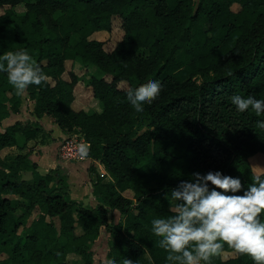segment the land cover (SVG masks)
I'll use <instances>...</instances> for the list:
<instances>
[{
    "label": "trees",
    "instance_id": "16d2710c",
    "mask_svg": "<svg viewBox=\"0 0 264 264\" xmlns=\"http://www.w3.org/2000/svg\"><path fill=\"white\" fill-rule=\"evenodd\" d=\"M20 3L24 10L17 12ZM0 8V55L27 48L47 75L46 83L26 90L33 114L50 116L64 131L80 130L87 155L107 172L90 165L99 202L85 205L70 196L59 168L40 173L25 150L27 140L50 139L39 122L16 119L0 130V264H75L67 260L70 252L93 264L89 243L101 227L112 238L104 261L169 264L151 221L171 214V188L194 172L222 171L246 189L251 158L264 157L258 126L264 114L240 112L231 100L264 99V0H0ZM113 16L123 33L106 50L90 35L109 30ZM76 58L111 76L90 80L100 111L72 106L78 80L66 60ZM149 81H159L162 91L137 112L127 91ZM21 101L0 72V120L19 111ZM26 168L31 179L20 176ZM113 210L117 220L108 217ZM223 251L234 250L225 244ZM211 264L255 262L234 251Z\"/></svg>",
    "mask_w": 264,
    "mask_h": 264
},
{
    "label": "clouds",
    "instance_id": "9594fccd",
    "mask_svg": "<svg viewBox=\"0 0 264 264\" xmlns=\"http://www.w3.org/2000/svg\"><path fill=\"white\" fill-rule=\"evenodd\" d=\"M0 72L7 74L17 95L47 82V75L27 48L0 55ZM161 91L159 81H149L129 89L127 100L135 111L143 112V105L151 104ZM231 100L240 112L251 108L257 116L264 114V99L233 95ZM258 126L264 128V121H258ZM79 150L87 155L89 149L81 144ZM241 190L243 194L238 195ZM165 195L169 199V193ZM169 201L171 214L151 221V230L159 237L156 245L167 252L169 264H211L225 244L255 264H264V173L253 172L245 189L239 177L222 171L194 172L191 180H181L171 188ZM104 264L117 261L107 259ZM122 264L139 262L124 258Z\"/></svg>",
    "mask_w": 264,
    "mask_h": 264
},
{
    "label": "crops",
    "instance_id": "0c3cea01",
    "mask_svg": "<svg viewBox=\"0 0 264 264\" xmlns=\"http://www.w3.org/2000/svg\"><path fill=\"white\" fill-rule=\"evenodd\" d=\"M72 70H74V67ZM78 84H79V80H78ZM78 99L79 97L77 95V88L75 86L74 100L72 101V106L75 109H83V110H85L86 108L85 106L89 107L91 103L90 97L86 99H82L80 101H77ZM87 102L88 105H86ZM24 103L27 105L26 114L29 116L30 118L29 120L39 122L44 128V130L50 136V139L47 142L41 143L40 141H38L35 147L30 149L29 157L31 158V160L36 162L37 170L40 173H44L48 171L50 168H59L60 172L66 175V179L69 185L70 196L73 199H76L77 201H81L85 205L95 206L99 202V197L93 194L91 181H92V177H94L95 175V172L90 171L89 167L90 165H94L96 167V170L100 174L106 175L107 172L105 171L102 163L99 162V160L93 159L89 156H86L81 159H71V160L61 158L58 155V148H57L59 140L63 136L69 134L70 132L62 130L58 126V124L50 116L46 114L40 117H36L33 114L34 103L30 97L27 96V99L25 100L22 99L19 111L11 112L8 116L0 120V130H3L6 125L12 123L13 121L19 118L18 117L19 115L24 113L23 110V108H25V106H23L25 105ZM99 104L100 101L98 100V108L95 111L101 110ZM75 131L81 132L77 130ZM23 138H24L23 136L17 135L18 142L23 141L24 140ZM29 141L31 140L25 141L27 145L29 144L28 143ZM12 148H14V146H11L10 148H5L1 151V153L4 154L8 151H11ZM20 176L21 178L31 179L32 170L30 168L22 169L20 170ZM6 195L11 198L17 196L16 194L13 193H7Z\"/></svg>",
    "mask_w": 264,
    "mask_h": 264
},
{
    "label": "rangeland",
    "instance_id": "374dc122",
    "mask_svg": "<svg viewBox=\"0 0 264 264\" xmlns=\"http://www.w3.org/2000/svg\"><path fill=\"white\" fill-rule=\"evenodd\" d=\"M237 7H238L237 4H233V8H237ZM14 9L17 12H21L22 10H24V4L23 3L17 4L14 6ZM2 10L3 9L0 8V12ZM122 33H123V30L120 26V19L117 16H113L111 28L109 30L100 29V30L94 31L90 35V37L102 40L104 42L105 49L110 50L111 48H113L115 43L121 38ZM76 38H77L76 34L75 35L73 34L71 36L70 42L75 41ZM73 67H74V70H72ZM66 68L69 69L70 71L75 72L77 75V80H79V84H78V81L76 83L77 95L79 97V99L77 101H80L82 99H86V98L90 97L91 103H90L89 107L85 106L86 107L85 111H87V112L95 111L98 108V99L96 97H94L92 94V87L90 85L91 77L92 76L99 77V76L103 75V77L105 79L109 80L111 76L109 74L102 73L101 70L94 64L83 63L79 58L66 60ZM118 84H119V86H126L125 81H120ZM27 96H28V93L26 91L23 94L22 99H24V100L27 99ZM33 103H34V100H33ZM86 105H88V102L86 103ZM99 105L102 108L101 102ZM23 106H25V108H23L24 113H22V114L20 113L21 115L18 116L19 117L18 119H20V121H22V122H25V121L29 120L30 118L26 114L27 105L25 104ZM30 140L31 141L28 142L29 144L26 146L25 150L26 149L29 150V149L34 148L36 143L38 142L39 138L30 139ZM21 142L22 141H20L19 143H21ZM251 159H252L251 160L252 161V169L254 172L259 173L260 171H262L264 169V157L263 156H259V157L251 158ZM123 193L129 197H131L133 195V192L130 189L123 191ZM173 202H175V201H173ZM108 217H109V219L117 220L118 218L121 217V215L119 214V212L117 210H113V211L109 212ZM77 231L81 232V230H79V228L77 229ZM111 240H112V238H111L110 234L108 233V231L104 227H101L98 234L89 243L90 247L94 251L95 259H94L93 264H103L104 259H105L104 256H105L107 248L110 245ZM61 241L63 242L64 238H61ZM233 254H234V251H223L222 252V255L224 258L230 257ZM67 260L70 263L83 264V260L81 259L80 255L75 254V253H71V252L68 253Z\"/></svg>",
    "mask_w": 264,
    "mask_h": 264
},
{
    "label": "built area",
    "instance_id": "2783aa9c",
    "mask_svg": "<svg viewBox=\"0 0 264 264\" xmlns=\"http://www.w3.org/2000/svg\"><path fill=\"white\" fill-rule=\"evenodd\" d=\"M79 131V130H77ZM89 145L82 132L72 131L63 136L58 143V155L63 159H81L88 155L80 152V145Z\"/></svg>",
    "mask_w": 264,
    "mask_h": 264
}]
</instances>
